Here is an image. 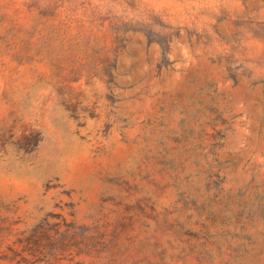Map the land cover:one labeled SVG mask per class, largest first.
I'll return each instance as SVG.
<instances>
[{
  "label": "rangeland",
  "instance_id": "obj_1",
  "mask_svg": "<svg viewBox=\"0 0 264 264\" xmlns=\"http://www.w3.org/2000/svg\"><path fill=\"white\" fill-rule=\"evenodd\" d=\"M0 264H264V0H0Z\"/></svg>",
  "mask_w": 264,
  "mask_h": 264
}]
</instances>
